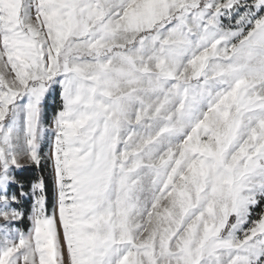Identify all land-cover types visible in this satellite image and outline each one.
Instances as JSON below:
<instances>
[{"label":"snow or ice","instance_id":"6c2138e0","mask_svg":"<svg viewBox=\"0 0 264 264\" xmlns=\"http://www.w3.org/2000/svg\"><path fill=\"white\" fill-rule=\"evenodd\" d=\"M0 264H264V0H0Z\"/></svg>","mask_w":264,"mask_h":264},{"label":"rangeland","instance_id":"374dc122","mask_svg":"<svg viewBox=\"0 0 264 264\" xmlns=\"http://www.w3.org/2000/svg\"><path fill=\"white\" fill-rule=\"evenodd\" d=\"M48 104L50 105V107H48V111L49 113H51L55 109V107L59 104V97L56 96L49 98Z\"/></svg>","mask_w":264,"mask_h":264},{"label":"trees","instance_id":"16d2710c","mask_svg":"<svg viewBox=\"0 0 264 264\" xmlns=\"http://www.w3.org/2000/svg\"><path fill=\"white\" fill-rule=\"evenodd\" d=\"M48 107H50V105L48 104ZM36 174L35 169L29 168L27 170H25L24 172L21 173L22 176L24 177H32Z\"/></svg>","mask_w":264,"mask_h":264}]
</instances>
